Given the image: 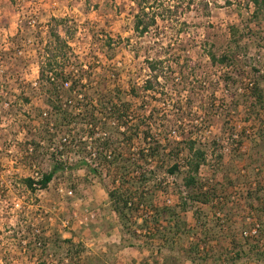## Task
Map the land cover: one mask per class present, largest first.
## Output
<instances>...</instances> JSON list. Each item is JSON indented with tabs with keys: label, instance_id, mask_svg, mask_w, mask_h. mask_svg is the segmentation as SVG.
Masks as SVG:
<instances>
[{
	"label": "trees",
	"instance_id": "16d2710c",
	"mask_svg": "<svg viewBox=\"0 0 264 264\" xmlns=\"http://www.w3.org/2000/svg\"><path fill=\"white\" fill-rule=\"evenodd\" d=\"M136 1L134 31L142 37L157 25L167 6L163 0ZM249 2L254 5L255 18L264 14V0ZM55 37L62 50L67 48L59 35ZM249 39L243 48L241 40L235 41L236 52L219 55L212 50L210 59L217 65L236 68L241 75L240 52L244 50L246 58L251 44L264 47V38L258 43ZM56 50L41 63L37 87L27 84L34 93L43 95L37 115L22 113L23 107L32 103L26 92L16 102L19 111L11 104L0 103V114L24 134V141L17 143V159L32 172L16 175L11 182L26 195L54 192L58 201L62 200L65 213L61 217L49 211L37 224L33 218L19 214L11 232L20 234V243L26 240V248L40 250L45 257L52 253L59 264L65 260L71 264H109L107 253L88 252L85 243L76 242L74 236L64 238L58 228L65 222L71 224L72 205L78 199L92 211L101 207L95 198L99 185L106 194L107 214L121 227L123 242L141 253L148 251L147 255L142 253L140 264H264V61H246L248 93L230 101V110L241 101L247 105V127L242 133L250 147L248 152L239 153L237 146L227 159L219 151L209 155V147H220L216 141L202 143L190 129L192 125L184 128L188 121L195 120L176 93L173 108L162 109V59L148 60L149 75L142 87L131 85L126 89L120 84L122 74L116 64L100 63L104 78L114 82L108 89L91 84L89 76L95 67L58 61ZM231 74H226L227 82L235 81ZM175 83L177 87L179 83ZM129 97L133 101H128ZM149 97L157 98L156 105L144 100L137 103ZM177 125L181 130L179 141L172 135ZM93 128H99L101 135L91 143L97 156L87 160L90 153L81 136H93ZM223 130L229 143L238 142L233 125L227 122ZM3 178L0 166V192L9 188ZM61 190L68 194L64 199L59 198ZM171 195L175 197L172 203L168 202ZM249 217L253 220L250 230L249 226L233 227L237 225L235 218Z\"/></svg>",
	"mask_w": 264,
	"mask_h": 264
},
{
	"label": "rangeland",
	"instance_id": "374dc122",
	"mask_svg": "<svg viewBox=\"0 0 264 264\" xmlns=\"http://www.w3.org/2000/svg\"><path fill=\"white\" fill-rule=\"evenodd\" d=\"M163 3L167 8L158 17L157 25L141 37L134 31L138 12L136 0H0V103L11 104L19 111L16 102L19 95L26 92L32 103L24 106L22 113L37 115V109L43 105V95L34 93L27 84L37 87L40 65L47 61V54L56 49V54L60 55L58 61L95 67L89 76L91 84L108 89L114 82L104 78L100 63H115L122 74L120 84L126 89L131 85L142 87L149 75L148 60L160 58L164 67L161 72L164 94L159 102L162 109L170 111L173 108L174 92L184 110L195 120L193 123L188 121L190 124L183 123L184 128L192 125L190 129L202 143L210 145L216 141L220 144L217 150L214 146L209 147V155L219 151L228 159L237 146L239 153L248 152L250 142L242 133L247 127V105L241 101L230 110L229 104L239 95L248 93L246 84L250 74L244 65L254 58L264 61V47L251 44L246 58L244 50L238 49L239 61L243 63L241 75L234 67L213 63L209 53L212 50L219 55L229 50L236 52L237 40H241L242 48L249 38L258 43L264 38V14L255 18L254 5L249 0H163ZM55 34L60 36L63 45H68L67 48L61 49ZM244 70L246 74H243ZM230 72L234 82L226 80L225 76ZM174 83L179 84L174 87ZM156 99H139L137 103L150 101L153 106ZM128 101L133 100L129 97ZM227 122L234 126L233 134H237L234 138L242 143L239 145L230 140L234 145L230 150L226 143L230 138L223 130ZM178 124L182 125V122ZM251 124L258 125L259 122ZM177 127L172 135L179 141L181 130ZM18 128L8 117H0V166L3 180L9 185L0 192V264H59L60 260L52 253L45 257L40 250L30 251L25 247L26 240L20 243L23 239L20 234L11 232L21 213L33 218L36 224L49 211L51 215H65L63 202L58 201L54 192L26 195L11 182L16 175L32 174L17 159L20 155L17 143L24 141V134H20ZM81 138L89 145L90 137L83 134ZM242 166L243 163H239V167ZM169 181L167 178V183ZM95 190V198L101 207L92 211L87 203L79 199L74 201L71 224L65 222V226H59L60 234L64 238L74 236L76 242L82 241L88 252L107 253L109 264H140L142 255H147L148 251H142V254L126 246L120 225L107 214L105 192L99 185ZM59 195L64 199L68 194L64 190L59 191ZM174 201L175 197L171 195L168 202ZM37 203L43 207L39 208ZM244 215L248 217V214ZM252 222L250 217L246 220L235 218L237 225L233 227L249 226L250 230ZM61 264H71V261L65 260Z\"/></svg>",
	"mask_w": 264,
	"mask_h": 264
},
{
	"label": "built area",
	"instance_id": "2783aa9c",
	"mask_svg": "<svg viewBox=\"0 0 264 264\" xmlns=\"http://www.w3.org/2000/svg\"><path fill=\"white\" fill-rule=\"evenodd\" d=\"M93 129H94V131H95V134L89 138V139H90V143H89V145H88V141H86V143H87V145H88L86 149H87V152L90 153V155H88L87 158H86L87 160H90L91 158H95V157L97 156V152H96L94 149H92V147H91V146H92L91 143H92V141H93L94 139L100 137L101 134L99 133V128H93ZM173 133L175 134V132H173ZM236 135H237V134H236ZM236 135H234L235 138H237ZM226 143H228V146H229V147H228L229 149H227V150H230V148L234 146L233 143H231V142L229 143L228 140H227ZM226 143H225V144H226ZM231 149H232V148H231ZM61 191H64V190H61ZM69 194H70V192H69Z\"/></svg>",
	"mask_w": 264,
	"mask_h": 264
}]
</instances>
